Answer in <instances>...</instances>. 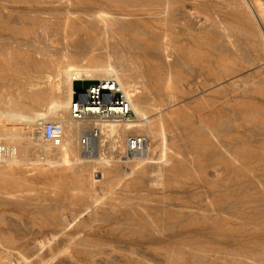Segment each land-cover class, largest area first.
Here are the masks:
<instances>
[{"label": "bare ground", "instance_id": "obj_1", "mask_svg": "<svg viewBox=\"0 0 264 264\" xmlns=\"http://www.w3.org/2000/svg\"><path fill=\"white\" fill-rule=\"evenodd\" d=\"M245 2L251 13L233 0H22L19 5H11L10 0H0L2 45L3 38L6 37L2 31L28 34L31 30L41 28L44 33H51L63 41L65 47H73L72 51L59 55V50L52 54V44L47 42L26 52L3 46L4 52L0 53V57L5 58V63H0L1 86L7 85L3 88L10 90L15 85L13 79L23 77L28 83L20 85L21 89L27 91L24 95L10 98L9 108H0V141L10 151L9 156L0 162V166L6 169L1 172L0 183L5 185V189L27 187L31 181L15 177L9 169L20 166V161L27 156L28 151L31 153L36 150L48 154L56 150L59 154L58 160L53 161L51 157L45 159L48 166L53 165L55 179L67 174L70 161L80 160V165L74 172L86 169L91 163L99 164L104 168L101 179L106 177L107 180H112L109 187L113 189V181H117V175L122 174L121 166L114 156L102 157V150L109 146L107 149L110 150V155L123 153L130 137L144 136L145 144L139 152L140 155L129 153L130 160L125 161L129 166L128 172L124 171V175L128 176L125 189L141 192L146 187L158 186L168 191L165 180L160 181L162 175L171 179L176 173V166L178 172L185 173L189 170L187 162L184 159L177 162L176 152L169 150L174 149L179 138L198 146L200 136L207 130L204 127L193 129L189 124L177 127L184 120L158 108L178 97L177 89L181 77L173 74V67L182 64L183 59L180 49L174 61H169L166 53L169 47L159 37L156 26L159 22L168 26L169 22L172 23L182 13L183 8L193 6L203 12L209 21L210 39L206 45L211 59L214 56L225 58L223 63L236 69L244 63L257 62L263 70L264 7L257 2L254 8L249 0ZM98 7L102 10L94 11ZM168 9H171V13ZM215 14H221V19H213ZM164 16L167 19L163 20ZM255 19L263 34L256 29ZM186 23L192 25V21ZM232 28L237 29L234 40L231 38ZM101 51L111 52L113 58L111 59L110 53L109 58L101 55ZM35 52L40 56H34ZM141 66L140 74L145 76L147 85V92L143 93H139L135 87L136 82L125 75L127 68ZM136 69L132 73L133 77L136 76ZM61 74L62 78L52 87L49 104L40 109L39 106L46 101L47 91L33 89L31 81L50 79L52 75ZM111 76L118 80L121 89L130 99L135 117L117 119L88 116L82 120L74 119L70 109L74 79L83 77L98 80ZM256 89L264 91V81ZM19 102L24 106L17 107ZM53 113H60L51 121L63 125V134L46 141L42 134V124ZM252 121L254 124L251 128L241 131L229 119L221 121V130L237 140L239 149L233 151L227 147L225 153H222L212 145L209 155L222 158L229 165L242 160L243 166L257 171L251 179L252 201L257 211L263 214V197L256 195L264 190V124ZM19 124L26 126L21 127ZM240 126L244 127L245 124L241 123ZM178 128L181 132H174ZM89 129H97L98 132L97 135L90 136V145L86 148L82 144L81 135H85ZM247 131L252 134L245 139L244 134ZM231 134L239 136L236 138ZM154 144L159 145L156 155L152 153ZM202 144L207 145L203 141ZM98 151L101 156L94 157ZM80 177L77 176L78 186H83L86 180ZM67 184L68 182H64L63 187ZM244 189L248 191L247 188ZM138 196L141 200L152 197V201L125 202L124 193L120 197L110 196L97 205L96 198L88 216L72 225L74 218L62 216L52 203L37 200L30 194L19 201L3 198L2 201L15 207L23 208L27 204L31 216L27 222H20L0 214V224L4 222L6 228L0 231V264H112L115 257L123 254L133 257L127 261L128 264H146L144 258L153 254L165 256L164 264H174L176 227L181 223L177 218L179 210L171 202L163 204L159 201L155 191L150 190ZM168 197L169 194L165 196ZM87 198V194L82 195L83 200ZM233 204L229 200L224 203L228 207ZM192 220L194 218L190 216L188 221ZM221 223L216 221L211 227L201 226L187 238V242L196 244L198 238L202 237L204 246L215 247L223 240L227 241L228 234L221 230ZM29 225L38 229L31 228L28 231L26 227ZM207 253L208 251L196 252L193 255L194 260L205 264L208 261ZM254 255L264 256V249ZM220 256L219 252L215 258ZM233 259L236 264H257L248 253L233 255Z\"/></svg>", "mask_w": 264, "mask_h": 264}, {"label": "rangeland", "instance_id": "obj_2", "mask_svg": "<svg viewBox=\"0 0 264 264\" xmlns=\"http://www.w3.org/2000/svg\"><path fill=\"white\" fill-rule=\"evenodd\" d=\"M84 1L86 0H82V2ZM233 1L251 13L245 0ZM249 1L254 8H256L257 2L264 7V0ZM21 2L22 0H10L11 5L12 3L19 5ZM99 10H102V8H94V11ZM168 11L170 12L171 9H168ZM181 12V14L175 15V20L172 23L169 22L168 26L163 22H159L158 26H156V29L159 31V37L169 47V50L166 52L169 61H174L177 56L176 53L180 49V56L183 59L182 64L173 67V74L181 77L179 81L180 90L179 88L177 89L178 97L173 98L174 100L167 104H161L158 108L165 109L170 115L183 119L184 121L180 122L177 127L189 124L193 129L204 127L207 130L204 135L200 136L201 139L198 146L179 138L174 144V149L169 150V152L173 150L176 152L175 160L177 162L181 159L187 162L188 172H178L179 169L176 166V173L172 175L171 179H167L166 176L162 175L160 181L163 182L165 180L164 182L169 188L168 191H164L158 186L157 188L146 187L141 192L134 189L126 190L124 185L128 176L124 175V171L128 172L129 166L125 161L130 160L128 159L129 152L126 149L123 153H113L110 155L107 144L106 146L108 147L102 150L105 152L104 154L102 152V157L112 158L114 156L118 160L122 170V174L117 175V181H113L114 186L112 189L109 187L112 180H107L106 177L101 179L104 168L99 164L92 165L91 163L86 169L76 173L74 169L80 165V160L70 161V169L67 171V174H64V177L60 179H55L53 165L48 166L45 159L51 157L53 161L58 160V152L52 150L48 154H43L36 150L31 153L28 151L27 156L20 161V166H14L9 171L15 177L27 178L31 183L27 187L18 189H5V185L0 183V198H2L0 199V214H3L7 219L15 218L20 222H27L28 217L31 216L28 213L27 204H24V207L21 208L5 203L2 200L6 198L8 200L15 199L19 201L24 196L30 194L37 200L52 203L62 216H68V219L74 218L71 221L72 225L81 218L88 216L93 209L91 207L92 202L96 198L98 199L96 202L98 205L110 196L120 197L125 193V202L144 203L147 200L152 201V197L151 199L141 200L138 195L140 193L145 194L151 190L155 191L159 201H162L163 204H166L167 201L171 202L179 210V217L177 218L181 223L176 227L177 241L174 264H204L194 260L193 255L198 251H208L206 257L208 261L205 264H236L233 255L241 256L246 253L251 256L253 262L264 264V256L254 255L256 252L264 249V212L263 214L259 213L252 201L253 186L251 185V179L254 178V174L257 171L253 169L249 170L243 166L244 162L242 160L241 162L236 161L233 165H229L221 157V159H218L209 155L212 145H215L216 149L222 153H225L227 147H230L233 151L239 149V144L236 143L237 140L229 137L221 130V121L229 119L239 131L247 127L251 128L254 124L252 120L258 123L263 122L264 124V91L255 90L264 81V69L262 70L257 62L244 63L242 66H239V69H236L231 65L228 66L223 63L225 58L220 59L221 57L217 58V56L213 57L212 55L213 58L211 59V53L206 45L210 39L208 35L209 21L206 20L203 12L196 10L190 5L183 8ZM220 17L221 14H215L213 19L218 21L221 19ZM137 18L140 19L139 16ZM165 19L167 18L164 16L163 20ZM187 21H192V25L189 26L186 23ZM224 24L225 21L222 23V26ZM255 27L259 33H262L256 19ZM230 30L232 34L231 38L234 40L237 29L232 28ZM2 34H6V37L3 38L4 45L0 43V53L4 52L2 50L3 46H8L14 50L21 49L26 52L46 42L52 44V54H55L57 50L61 51L59 55L73 50L72 46L65 47L63 41L58 40L51 33H44L41 28L31 30L28 34L27 32L14 34L12 31H2ZM74 37L72 36V38ZM100 53L103 56H108V58L111 55V59L113 58L111 52L101 51ZM34 56L39 57L40 54L35 52ZM219 59L220 61H218ZM0 63H5V58L0 57ZM134 69L127 68L125 70L126 77L136 82L135 87L139 93L147 92L145 76L140 74L142 66L136 69L137 73L135 77L132 76V73L135 72ZM53 75L50 79H40L41 83L40 80L31 81L33 89H45L47 91L46 101L43 103L44 105L39 106L40 109H44L49 104L53 91L52 87L62 78V74ZM172 78L174 79V77ZM24 79L25 77L13 79L15 85L10 90L3 88L7 85L1 86L2 84H0L1 109L9 108L10 98H17L27 92L20 88V85L26 82ZM173 79L171 81L174 82L175 79ZM231 81L236 82L232 83ZM34 83L37 84L34 85ZM23 106L24 104L19 102L17 107ZM59 114L53 113L55 116L51 114L48 116L50 119L47 120H52ZM133 117H135V114ZM241 123H244L246 127L240 126ZM13 125L11 124V126ZM19 126L24 127L26 125L19 124ZM174 132H181L180 128L175 129ZM247 132L244 134L245 139L252 134L250 131ZM232 136L238 138L237 136L239 135L234 134ZM202 141L207 145L202 144ZM0 143L3 142L0 141ZM153 148L154 151L152 150V153L156 155L159 151V145L154 144ZM136 154H138L136 156L140 155L139 153ZM99 155L101 156L98 151L94 157H99ZM4 170L6 169L0 166V176ZM77 176L85 178L86 184L78 186ZM64 182H68L65 187H63ZM243 187L247 188L248 191H245L246 189ZM260 191L261 193L259 192L256 197H263L262 199L264 200V190ZM83 194H87L88 198L83 200ZM167 194L170 197L165 198ZM226 200L233 202V206H225ZM190 216L194 218L191 222L188 221ZM216 221L222 222L221 230L228 234L227 241L223 240L216 244L215 247L204 246L202 244L204 240L202 237L198 238L196 244L187 242V238L193 235L195 231H198L201 226L211 227ZM4 225V222L0 224V231L6 230ZM31 228L38 229L30 225L26 227L28 231ZM219 252L221 256L215 258ZM221 257L225 259H221ZM129 259H133V257L127 254L118 255L112 261V264H128L127 261ZM165 260V256L153 254L145 257L143 261L146 264H164Z\"/></svg>", "mask_w": 264, "mask_h": 264}, {"label": "built area", "instance_id": "obj_3", "mask_svg": "<svg viewBox=\"0 0 264 264\" xmlns=\"http://www.w3.org/2000/svg\"><path fill=\"white\" fill-rule=\"evenodd\" d=\"M87 79V78H76ZM90 80V79H89ZM76 95V98H74ZM72 117L82 120L88 116L104 118L131 119L133 111L128 96L121 89V85L115 77L100 78L92 82L80 91H75L70 104ZM97 129H89L82 136V144L86 148L90 145V136L97 135ZM42 134L45 140H53L63 134L61 123L45 120L42 124ZM127 150L130 154L139 153L145 144L144 136H132L128 139ZM9 149L4 143H0V161L9 156Z\"/></svg>", "mask_w": 264, "mask_h": 264}, {"label": "water", "instance_id": "obj_4", "mask_svg": "<svg viewBox=\"0 0 264 264\" xmlns=\"http://www.w3.org/2000/svg\"><path fill=\"white\" fill-rule=\"evenodd\" d=\"M91 82H92V80H89V79H84V80L77 79V80H74L73 81V89L75 91H80L83 88L87 87ZM74 98H76V95H74Z\"/></svg>", "mask_w": 264, "mask_h": 264}]
</instances>
